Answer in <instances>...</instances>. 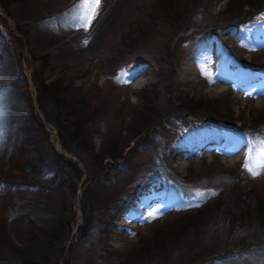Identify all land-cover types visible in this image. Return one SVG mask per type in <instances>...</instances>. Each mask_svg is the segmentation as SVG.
<instances>
[{"label":"rangeland","instance_id":"1","mask_svg":"<svg viewBox=\"0 0 264 264\" xmlns=\"http://www.w3.org/2000/svg\"><path fill=\"white\" fill-rule=\"evenodd\" d=\"M192 1L176 0L177 16L164 0H102L88 32L70 14L79 0H8L6 11L0 5V123L10 129L8 144H0V209L9 207L3 218L15 246L0 264H264V174L242 167L246 142L264 137V0ZM231 43L243 53L232 54ZM124 72L132 76L127 83ZM41 80L58 83L61 96H89L93 106L82 117L97 128L94 151L105 144L104 166L129 155L134 169L107 171L110 180L105 169L91 181L46 124L53 147L83 172L76 197L67 186L54 189L48 173L42 180L17 176L8 160ZM217 83L223 89L212 91ZM188 100L181 108L193 109L191 119L172 113ZM147 134L154 148L133 150ZM161 169L176 179L168 172L165 183ZM88 184L95 199L85 221L80 201ZM149 212L162 214L143 219Z\"/></svg>","mask_w":264,"mask_h":264},{"label":"trees","instance_id":"2","mask_svg":"<svg viewBox=\"0 0 264 264\" xmlns=\"http://www.w3.org/2000/svg\"><path fill=\"white\" fill-rule=\"evenodd\" d=\"M164 1L168 5L167 7L171 9L173 14L177 16L181 14L182 9L176 8V0H164ZM198 1H204V0H197V2L192 1L194 2L193 5H196ZM6 2H8V0H0V5L2 9L5 11L7 10ZM188 13L189 11L187 12V14ZM170 16L172 15L170 14ZM189 20L190 18H188L187 22L184 21V23L177 24L175 26L176 28L174 32L176 33L184 30L185 25L189 23ZM2 21L5 22V19H3ZM249 21L251 22L252 18H249ZM145 26H147V24H145ZM3 28L5 29V27ZM4 32L7 33L6 29ZM10 33L13 35L12 32ZM1 38L3 42L6 41L3 34L1 35ZM16 40L19 39L17 38ZM9 44H11L10 41ZM231 44H233L232 50L230 51L232 52V54L235 53V51L237 50L239 54L243 53V50L235 45L236 43H231ZM134 45L135 43L133 44V46ZM19 55L21 56L20 53L18 54V56ZM137 59L138 56H136L134 59H131L130 63L133 64V62H135V60ZM20 67H21V63H20ZM34 84L36 89V94L34 99L36 102V107L34 106L31 97H29L28 103L30 108V114L22 122V126L20 129L22 132V139L19 143L16 152L8 160L11 165L10 167L9 166L8 167L9 168L12 167L13 169H15L17 176H20L23 179H27V177L28 178L31 177V178H35L36 180L38 179L42 180V174L48 173V178H49L48 180H50V185L54 186V189H61L62 187L67 186V190L71 194L72 198L76 197L78 182L80 177L83 175V172L80 169V167L76 164V161L74 162L72 161V159L65 157L63 153L57 151L53 147L49 138V133L45 128L46 124H48L53 129L56 130L58 141L61 148L65 152L74 155L83 164L87 176L91 181L93 180L95 175H102L105 169L106 172L115 170L116 167L118 169H124L122 176H125V173H128L134 169L133 164L131 163L130 160H128L130 157L129 155L120 163H115L114 165L108 163L104 166L103 162L106 159L104 153L105 144L102 145L101 148H99V150L94 151L92 145V139L94 134L97 133L96 131L97 128L92 121L88 124L89 121L83 120L82 117L85 109H87L88 106H93L91 105V99H89V96L85 95L78 99H74L69 95L61 96L62 89L59 87L58 83L56 82H52L49 84L41 80L40 82L36 81ZM184 105L191 106L188 100V102L182 103V105L178 107H173V109H171L172 113L177 114V116H183L184 118L191 119L190 114H192L193 109L189 108L185 110L189 112L186 113L181 108V106ZM177 108H179L180 111L177 110ZM162 122L163 120L160 119L157 123L161 124ZM155 125L156 124L153 123L150 126H152L153 128ZM136 136H138V134H135L133 138H135ZM148 138H149V134L145 135L142 138V140L137 143V146L134 147L133 150H138L137 147L140 145H142L144 148H148V147L154 148V145L150 142V140L148 141ZM127 146L128 145H126L125 148ZM125 148H123L118 153L116 152L115 156L111 157L112 160L121 159L122 153ZM88 159L92 160L93 162L95 161L98 168H100L98 172L96 173L92 172L94 171V169L92 166L88 164L89 162ZM168 172L174 177V179H176V177L171 171ZM168 172L164 171L163 169L159 171L165 183H169L168 179L171 180L167 175ZM111 175L112 174H108L107 172V177H109L108 180L111 179L110 178ZM97 179L101 180V176ZM26 182L28 183L29 181L26 180ZM93 192L94 191L92 185L88 184V186H86L85 190L83 191V195L80 201L81 203L80 207L82 211L85 213V221L92 218V215L87 214V210L91 208L90 206L92 204V201H94L95 199ZM26 203L27 204L29 203L28 200H23L22 207H24L23 209L25 212H28V210L31 208V205L30 206L28 205L29 209H27L25 207ZM20 207L21 206L17 205L16 208L15 207L13 208L18 209ZM8 210L9 207L8 209L7 208L0 209V213L2 214L0 216V260L3 261L9 259L10 253H12L13 249L15 248V246H13L8 236L7 233L8 231L6 228L7 224L5 223L3 218V214ZM44 211L47 210L45 209ZM62 225H63V220H61L60 222V227ZM32 227L33 225H31V228L27 227L26 230L27 234H29ZM60 227L54 228V235L56 237L57 235L62 234V230ZM44 229H45V224H40L38 226V230H40L39 235L40 234L43 235V231H45ZM68 232H69V227H68ZM27 239L34 243L37 239V235L29 234ZM30 246L31 245L29 243L26 249H24L27 256L30 254ZM21 260L23 261L22 258ZM35 260L36 259L31 258V260H26V262L27 264H47L45 261H37V260L35 261Z\"/></svg>","mask_w":264,"mask_h":264},{"label":"snow or ice","instance_id":"3","mask_svg":"<svg viewBox=\"0 0 264 264\" xmlns=\"http://www.w3.org/2000/svg\"><path fill=\"white\" fill-rule=\"evenodd\" d=\"M102 0H79L78 4L70 10L72 21L77 29H83L85 32L90 31L94 20L100 13ZM84 45H87L88 40L82 41ZM202 74L207 75L204 71ZM126 77L125 83L129 82L132 78L130 73L124 72ZM3 90H0L2 93ZM249 147V152L246 153V160L242 167L253 177L260 174H264V137L260 138L256 142H246ZM197 198H202L204 193L196 192L193 194ZM193 206V205H190ZM194 206H199L195 204ZM159 212H149L148 216L143 217L145 220H151L158 218Z\"/></svg>","mask_w":264,"mask_h":264},{"label":"bare ground","instance_id":"4","mask_svg":"<svg viewBox=\"0 0 264 264\" xmlns=\"http://www.w3.org/2000/svg\"><path fill=\"white\" fill-rule=\"evenodd\" d=\"M8 68H9L8 66L4 68V73L7 72ZM3 76H4V75L0 76V81L3 80V78H2ZM222 89H223V87L221 86V84H220V83H217V84L215 85V88L212 89V91L219 92V91H221ZM9 106H10V107H9ZM5 108H6L7 110H6ZM12 108H13V110H14V106H13V103H11V101L8 103V106L5 105V107H4L5 111H7L8 113H9L10 109H12ZM15 109H16V108H15ZM1 120H2V119H1ZM3 121H4V120H3ZM0 128H2V130H1L2 136L0 137V140H1L0 144H1V146L3 147V146H5V144H8V142H9V139H10V129H9L8 126H5V127H4V123H3V122L0 123ZM0 135H1V134H0ZM10 142H11V141H10ZM241 151H242V150H241ZM241 151H240V152H241ZM233 152H235V151H233ZM233 152H230V153L232 154ZM240 152L237 153L236 155H234L233 157H231V159H232L233 161L238 160L239 157H240ZM230 153H229V154H230ZM240 159H241V158H240Z\"/></svg>","mask_w":264,"mask_h":264}]
</instances>
